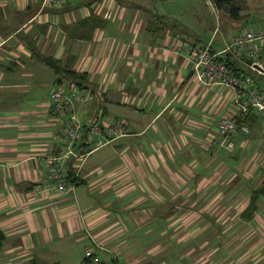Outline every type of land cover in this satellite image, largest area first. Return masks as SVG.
Here are the masks:
<instances>
[{
	"label": "crops",
	"instance_id": "obj_1",
	"mask_svg": "<svg viewBox=\"0 0 264 264\" xmlns=\"http://www.w3.org/2000/svg\"><path fill=\"white\" fill-rule=\"evenodd\" d=\"M210 1L200 10L183 0H0V264H82L88 232L111 264H264V188L242 218L264 175L245 188L234 186L244 176L228 177L217 123L233 111L231 92L195 80L185 48L224 49L240 30L228 23L244 12L236 3L257 0H232L233 12ZM45 58L85 73L95 100L76 106L81 122L101 109L133 133L69 162V192L33 188L60 149L50 91L71 82ZM234 143L239 155L254 150L252 169L264 167L258 121Z\"/></svg>",
	"mask_w": 264,
	"mask_h": 264
},
{
	"label": "built area",
	"instance_id": "obj_2",
	"mask_svg": "<svg viewBox=\"0 0 264 264\" xmlns=\"http://www.w3.org/2000/svg\"><path fill=\"white\" fill-rule=\"evenodd\" d=\"M56 5L67 4L71 0H44ZM190 60L191 76L203 85L228 87L231 92L233 111L222 117L218 123L221 145L228 151L234 148V136L246 134L252 123L258 121L264 127V91L255 82V78L244 69L264 74V25L257 28H241L227 46L215 51L210 42L197 41L186 44ZM223 53H226L222 56ZM231 55L244 69L226 63ZM95 95L90 88L78 86L74 82L57 85L49 94V108L63 125L57 134L60 149L44 162V176L33 188L40 192H69L73 189L72 172L67 169L69 162L83 161L91 151L111 143L121 137L133 135L124 119H108L101 109L88 123H83L75 114L78 105L91 104ZM85 148L81 150L80 148ZM87 148V149H86ZM83 249L82 264H111L112 256L100 241L90 232Z\"/></svg>",
	"mask_w": 264,
	"mask_h": 264
},
{
	"label": "rangeland",
	"instance_id": "obj_3",
	"mask_svg": "<svg viewBox=\"0 0 264 264\" xmlns=\"http://www.w3.org/2000/svg\"><path fill=\"white\" fill-rule=\"evenodd\" d=\"M183 1H185V5H187V4L193 5L191 3H197L199 6L202 7V9L200 7H196L197 9H200V10H207V9L210 10V6L212 5L211 1H210L211 3L208 2L209 0H183ZM236 5H239V6L241 5L244 12L241 14V17L238 19H236L235 15L232 16L233 19L232 18L228 19V23L231 21H235L236 23L240 24L238 30L241 28H244V27L255 28V27H258L260 25L261 26L264 25V1L263 0L247 1L246 3L242 2V1H238L236 3ZM208 16L210 18V21L212 23L214 22L217 26L222 24L221 31L224 29V23H223L222 17H221V19H217L214 17L213 14H209V12H208ZM230 27L231 26L229 24L228 29ZM232 29H234V28L229 29L228 33H226V34L227 35L231 34L230 30H232ZM229 59L232 60V57ZM262 65L264 66V61H262ZM241 68L244 69L242 66H241ZM244 71L245 72L247 71L250 74L254 75V73H251L254 71H250L248 69H244ZM256 79H255V82L260 87V89L262 88V90L264 91V76H256ZM236 150L237 149H235L233 151H227L228 152V177L231 178L232 176H235V175H239L240 177L244 176L245 177L244 182L242 180L243 185H239V183L235 182L236 183L234 185V186H236L235 188H237V187L238 188L250 187L256 183V180H257L259 175H261V176L264 175V167L263 168L259 167V168H255V169L251 168V165L253 163H252V161L249 162V159H251L252 151H254V150H251V149L244 150L243 149L242 154H240V155L238 154V152H236ZM233 156H236L237 158L233 159ZM246 163H247V165H246ZM245 165H246V167L244 168ZM255 175H256V177L253 180V178H251V176H255ZM245 183H247L248 186L244 185ZM219 199H223V198H219ZM219 199H217V200H219ZM211 202H212V200H211ZM203 205H205V204H203ZM223 215H225V217L227 216L226 219L228 221V211L227 212L224 211L223 214L218 213V216H223Z\"/></svg>",
	"mask_w": 264,
	"mask_h": 264
},
{
	"label": "trees",
	"instance_id": "obj_4",
	"mask_svg": "<svg viewBox=\"0 0 264 264\" xmlns=\"http://www.w3.org/2000/svg\"><path fill=\"white\" fill-rule=\"evenodd\" d=\"M213 1V3L215 4V6L217 7H222L223 5H229L230 6V10L233 12V10L235 9H238V7H236L235 5H233L231 3L232 0H211ZM94 19V18H93ZM98 20V18H97ZM95 21V23H101V21ZM45 61L54 68V70L57 72V73H60V70H59V67L57 66L56 64V61L53 60V59H49V58H45ZM226 63L228 65H231V62H229L228 60H226ZM62 76H65L68 80H70L71 82H74L76 83L78 86H88L86 84L87 80H86V75L85 73H80V72H76V71H73V70H68L66 69L64 71V73H60ZM62 79L61 78H58V81H61ZM72 181L74 182L75 181V178L72 177ZM262 184L261 186H259L257 189H254L253 192H252V195H251V198H250V202L248 204V207L242 212V218L244 219H250L256 209V196L257 194L259 193V190L260 188H262ZM2 241H3V236L2 234L0 233V247L2 245Z\"/></svg>",
	"mask_w": 264,
	"mask_h": 264
},
{
	"label": "water",
	"instance_id": "obj_5",
	"mask_svg": "<svg viewBox=\"0 0 264 264\" xmlns=\"http://www.w3.org/2000/svg\"><path fill=\"white\" fill-rule=\"evenodd\" d=\"M264 188V183H263V186H262V189Z\"/></svg>",
	"mask_w": 264,
	"mask_h": 264
}]
</instances>
